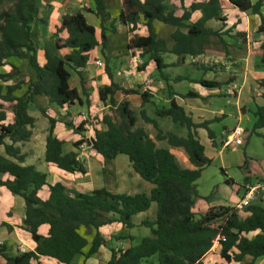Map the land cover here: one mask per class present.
<instances>
[{
  "label": "trees",
  "instance_id": "trees-1",
  "mask_svg": "<svg viewBox=\"0 0 264 264\" xmlns=\"http://www.w3.org/2000/svg\"><path fill=\"white\" fill-rule=\"evenodd\" d=\"M38 1L0 0V69L10 68L9 73L0 72V187L23 200L22 229L30 234L35 243L33 252L14 255H8L6 246L0 245V258L6 264H32L40 257L54 260L57 264H71L77 256H81L84 264L102 247L109 248L98 233L100 228L117 223L130 230L134 228V218L148 212L155 204L153 220L140 222L141 227L149 230V235L127 249H109L110 258L106 264H202V259L214 243L219 245V256L224 262L241 263L245 257H250L248 264L257 259L264 263V199L240 212L228 207L209 208L199 216L193 212L195 201L199 198L196 182L202 171L211 165L196 131L205 130L215 147V135L209 125L219 122V119L194 123L184 109L170 98L167 108L154 111L155 118L169 119L172 124L184 128L186 134L179 137L170 132L163 133L156 119L149 118L143 109L150 95L140 93L139 88L125 89L117 85L108 69L105 72L110 83L98 90L99 101L109 104L107 113L88 122L83 121L78 126L65 125L71 127L76 135H82L85 132L83 127L90 125L92 137L85 139L82 135L74 146L85 143L96 152L101 158L102 171L107 162L118 156L126 157L132 171L152 186L150 192L113 194L99 189L70 196L63 185H48L45 174L33 166L24 165L25 156L19 145L28 142L32 136L35 120L29 115V110L36 108L48 120L44 162L68 174H86V169L74 153L63 154V141L54 135L56 121L48 118L44 110L37 106L36 98L45 97L48 103L59 108L80 104L78 92L69 86V71L80 76V71L88 62L89 52L98 44L106 47L107 31L115 33L113 27L105 28L110 16L104 0H90L94 4L92 13L100 21L99 41L94 28L86 23L81 13L66 14L53 35V47L44 48V64L40 66L31 34V26L36 20L38 22L40 14ZM227 2L239 13L258 16L260 23L256 34L264 36V18L260 14L264 0L255 4H251L250 0ZM121 4L122 11L117 22L131 25L130 31L133 32L140 16L148 33L146 37L134 36L127 45L130 53L146 58L137 68L138 72H144L151 62L158 79L166 84L169 79L164 70L169 65L164 63V54H172L178 62H183L186 57L206 55L212 45L227 56L229 45L223 41V36L239 40L242 44L246 40L241 33L229 35L230 29L220 32L206 27L210 21L225 22L221 0L193 2L188 9H183L180 17L168 10L162 0H121ZM194 12H200L201 16L196 22H190ZM154 21L175 29L171 35L174 44L170 51L165 41L156 36L152 27ZM63 34L65 39L59 37ZM61 50H68L69 53L60 56L58 52ZM256 56L259 59L257 66L262 68L264 44L256 51ZM13 61L25 62L27 74ZM182 80L176 78L173 81ZM195 84L211 90L223 85L203 79ZM258 86L264 99V79ZM118 93L123 97L140 98L139 117L134 115L127 101L118 102L115 99ZM179 97L199 98L190 92ZM252 117L254 123L250 134L259 136L258 131L264 129V106H255ZM138 118L155 130V142H165L171 149H182L194 169L182 168L169 149L157 148L143 128H136ZM247 161L245 159L244 166ZM247 182L245 179L244 184ZM41 191L47 193L45 200L39 197ZM43 225L48 227L46 237L37 234V229ZM82 229L95 232L91 242L81 234ZM250 234H253L252 238H248Z\"/></svg>",
  "mask_w": 264,
  "mask_h": 264
},
{
  "label": "crops",
  "instance_id": "crops-1",
  "mask_svg": "<svg viewBox=\"0 0 264 264\" xmlns=\"http://www.w3.org/2000/svg\"><path fill=\"white\" fill-rule=\"evenodd\" d=\"M139 1L144 2L145 0ZM162 1L167 6L168 10H172L175 16L180 17L183 14V9H188L191 3L202 2L204 0ZM257 1L259 0H250L251 4H255ZM104 2L110 16V20L106 23L105 28L110 29L113 27L115 33L111 34L107 31L106 47L102 48L100 44H98L96 48L89 52L88 62L85 68L80 71V76L69 71V86L76 89L78 92L80 104L74 103L69 108H59L54 104L48 103V100L45 97L41 96L36 98L37 106L44 110L48 118L56 121L54 135L63 141V154L74 153L77 160L86 169V174H68L55 167L49 166L44 162L48 120L42 116L40 111L36 108H31L29 110V115L35 120L32 129V136L28 142L19 145L21 153L25 156L24 165L33 166L38 172L45 174L46 183L48 185L52 186L57 183L63 185L70 196L88 194L99 189H105L113 194H131L130 192L116 190L118 186H125L126 183L125 185L122 183L115 184L114 180H112L113 177L111 173L116 175L115 178L120 176V173H115L116 170L114 168L111 169V163L116 160L117 157L114 160L109 161L110 163L107 162L102 171L101 158L96 152L87 145L81 144L78 147L74 146L75 143L81 140L83 133L82 135H76L71 127L65 125L72 124L73 126H78L81 122L86 121V119L88 122L94 117H101L107 113L109 107L108 102L103 104L99 101L98 97L99 88L108 86L110 83L106 76V69L111 73L113 82L122 88H139L140 93L145 92L150 95L148 103L143 108L149 118L151 117L149 116L148 108L153 112L160 108H167L169 99L173 98L176 104L184 109L185 113L194 123L219 119V122L209 125V129L215 135V147L212 145L211 140L208 139L205 130L198 129L196 131L197 138L204 149L205 156L211 160L210 166L216 161L220 171L225 177H227L228 169L232 165H235L236 167L243 165L242 157L238 156V147L240 146L234 144L226 145V140L235 127H242L244 120L253 126L254 119L252 117V111L254 110V107L264 106V99L261 96L262 90L258 86V83L264 79V66L258 68L257 63L259 59L256 56V51L262 44H264V36L256 34L260 18L256 15L239 13L228 4L227 0H221L222 17L225 22L223 24L215 21L206 23V27L213 30L225 32L230 29L231 32L229 35L233 36L235 33H241L246 37L245 43L242 44L239 40L229 36H223V41L229 45V55L227 56L222 55L220 50L212 45L207 51V54L202 55L204 57L208 56V54L216 56L215 60L217 62L219 60L218 63L224 64L222 65L224 67L223 69L212 63L213 67L206 71V73L211 75L206 81L223 84L219 89L211 90L202 88L198 84L187 80L188 76L185 75H176L177 77L174 78L172 77V74H167V71L169 70L173 73L179 72V69H182L185 66L187 59L186 57L183 62H178L176 56L167 53L163 55V60L166 65H169V67L164 70V74L169 76H167L169 82L166 84L163 81H154V78H150V73L155 71L153 63L150 62L145 67L144 72H138L137 70V72L142 75L141 81L145 82V87L140 90L142 83H138V85L140 84V87L137 88L129 85L130 83L127 79L130 76L126 69L134 63L143 64L145 58H142L138 53H130L127 50V45L134 36L146 37L148 35L147 30L140 16L137 19L136 30L133 32L130 31L131 25H123L117 22L118 16L122 11L121 0H104ZM38 5L40 8V14L37 16L38 22L36 20L31 26V34L35 47L36 45L39 46L38 49L36 47V54L37 62L40 66L44 64V48L53 47V35L56 28L60 25L61 18L66 14L74 15L78 12L81 13L84 16L86 23L94 28L96 40L99 41L101 34L100 21L92 13L94 9L92 1L39 0ZM260 14L264 18V6L260 9ZM200 16V12L192 13L190 22H196ZM40 20H42L43 23H39ZM152 27L156 36L165 41L166 48L170 51L174 44L171 35L175 29L157 21L152 23ZM59 37L65 39L66 35H59ZM68 53V50H61L58 52L60 56H65ZM211 59L213 58L211 57ZM13 62L20 66L22 70L24 69L23 71H25V75L27 74L25 62ZM96 62H100L102 67L96 66ZM0 72L9 73L10 68L3 67L0 69ZM147 77H149L148 80ZM176 78L184 80L175 83L173 80ZM185 82L189 85L186 92L179 89L180 85ZM167 86L170 88V94L167 91ZM189 92L196 94L199 98L181 99L179 97L180 95H185ZM115 99L118 102L122 100L127 101L130 104V108L133 107L134 109H137L139 113L141 100L138 96L123 97L118 93L115 96ZM216 124L221 125V128L218 129ZM143 129L146 131L145 128ZM251 129L244 128L245 134L242 146L245 145V154L248 157L247 165L250 166L247 171L249 174L247 177L253 176L255 180L253 182L248 181L247 184L240 186L239 190H242V192L239 193V190H237L235 198L233 199H231L232 191L228 188L229 185L233 186V184L231 180L226 181L224 187L218 190L219 193L221 192V194H223V200L216 202V204L209 203L207 209L216 207L236 208L247 190L256 184H260L261 188L253 203H259L261 199H264V168L257 169V163L251 159L252 157L264 159V129L258 131L259 136L251 135ZM148 136L153 140L154 136L152 137L151 134H148ZM90 137H92V134ZM155 145L157 147L156 142ZM159 147L169 149V152L174 155L178 164L182 168L188 170L194 169L187 161L182 149L168 148L166 143ZM87 150H90V152L86 154ZM231 159H234L235 164L231 163ZM126 163L129 169L128 172L132 178V183L134 184H132V186L138 187L142 190V192H136L134 194H148L152 189V186L149 183L147 185L146 182L141 180L139 176L132 171L126 157L120 159V165L123 166V168ZM109 167L110 171L112 170L111 173L108 171ZM5 178L6 177H4V179ZM39 197L42 200H45L47 198L46 191H41ZM227 199L229 202H226ZM155 212L156 206L155 204H152L148 212L140 214L134 218V228L130 230L125 229L117 223L100 228L98 233L107 242L109 248L102 247L97 254L86 260L84 264H106L110 258L109 249H127L129 246L135 245L133 243L137 244L139 240L146 237V234L148 233L145 232L143 236L137 240L131 232L137 230L138 227L144 228L140 226V222L145 219L153 220ZM147 216H149L150 219ZM23 219V200L20 197L9 193L4 187H0V245L6 246L8 255H14L20 252L21 249H23V253L33 252L35 249V243L32 241L30 234L22 229ZM47 232L48 227L46 225L40 226L37 229V234L41 237H46ZM94 233V231L81 230V234L86 237L88 242H91ZM113 235H117L116 238H122L123 240L115 241L112 239ZM252 237L253 234L248 236V238ZM250 262V257H245L241 263L224 262L219 256V245L217 243H214L211 250L202 259V264H248ZM38 263L57 264L54 260L43 257H40L37 262H33L32 264ZM0 264H6L2 258H0ZM71 264H83V258L77 256ZM253 264L264 263L261 259H257Z\"/></svg>",
  "mask_w": 264,
  "mask_h": 264
},
{
  "label": "rangeland",
  "instance_id": "rangeland-1",
  "mask_svg": "<svg viewBox=\"0 0 264 264\" xmlns=\"http://www.w3.org/2000/svg\"><path fill=\"white\" fill-rule=\"evenodd\" d=\"M36 47H37V49L39 48L38 45H36ZM206 57H208L210 59L212 57L214 60L216 58V56H211V54H208V56H206ZM145 60H146V58H145ZM145 60H143V61H145ZM218 62H219V60H218ZM141 64L142 63H137V64L134 63V64H131V66H128V68L126 69L129 72L128 75L130 76L129 77L130 79L129 78L127 79L128 82L130 83L129 85L133 86L134 88H137V87H140V84L138 85V83H142L140 90L143 87H145L144 86L145 82L141 81L142 75H140L137 72V68L140 67ZM217 65L219 68L224 69V67L222 66L224 64L219 63ZM211 67H213L212 63L204 64L203 62H200V63L192 64L189 62L188 59H186L185 66L182 69H179V72L173 73L172 71L170 72V70H169V71H167V74H170V75L172 74V77H174V78L177 77L176 75H181V76L185 75V76H188L187 80L195 83L201 79L207 80L209 78V76H211V75L206 73V71H207V69H211ZM173 71H178V70H173ZM126 77H127V74H126ZM148 78L149 77H147V80H148ZM150 78H152V79L154 78L153 79L154 81L159 80L155 71L150 73ZM188 86L189 85L185 82V83H182L180 85L179 89L184 90V92H186ZM169 90H170V88H169ZM131 110L133 111V113L136 117H139V113H138L137 109H134L132 107ZM148 112H149V116L152 119H156L158 121V123H159L158 126L163 133L170 132V133L175 134L176 136L185 137L186 130L184 128H180L179 126L172 124L169 119H157V118H155L154 112L150 108H148ZM39 124H40V122H39ZM216 126L218 127V129L221 128V125H219V124H216ZM139 127L145 128L146 132L148 134H151L152 137L155 135V130L150 125L144 124L138 118V121L136 123V128H139ZM241 128L243 130H244V128H247L250 130L252 128V125H250V123H248L246 120H244ZM91 134H92L91 130L88 132H83L84 137L85 136L90 137ZM156 143H157L158 148H163V147H159V146L165 145V142H156ZM88 152H90V150H87L86 154ZM238 156L242 157L243 163L245 162V159L248 158L247 155L245 154V145L238 147ZM123 158H124L123 156H119L116 158V160L112 161V163H111V169L114 168L116 170V172L113 170L115 173H117V172L120 173V176L118 178H115L116 175L111 173L112 170L110 171V167L108 170L111 173V175L113 177L112 180H114L115 184L122 183L125 185V183H126L125 186H121V185L118 186L116 188V190L124 191V192H130L131 194H134L136 192H142V190L140 188L132 186V184H133L132 178L128 172L129 169L127 167V163L125 164L124 168H123V166L120 165V159H123ZM251 159L257 163L256 164V165H258V166H256L257 169L264 168V159H260L257 157H252ZM260 161H261V164H260ZM215 162L212 164V166L204 169V171L202 172V174L200 176V179L196 183V190H197V194H198L199 198L196 199V201H195V204L193 207V212L197 216L202 215L207 210L209 203H215L216 204V202L223 200V194H221V192L219 193L218 190L220 188L224 187L226 181L231 180V182L233 184V186H230V185L228 186V188L231 189V191H232L231 199H233V198H235L236 191L239 190L240 189L239 187L244 184L245 179H247V181H251V182H253L255 180L253 176L247 177L249 175L247 171L249 170V167H250L249 165H247L248 163L245 166H244V164L240 165V167H236L235 165H232L228 169V173L226 175L227 177H225V175H223V173L220 171V168L217 166L218 163L217 162L215 163ZM231 163L235 164L234 159H231ZM241 164H242V162H241ZM147 185H148V183H147ZM241 192H242V190L241 191L239 190V193H241ZM205 198H208V199L205 200ZM226 202H229V200L227 199ZM147 217L150 219L149 216H147ZM145 232L148 233V234H146V236H148L149 232L147 229L138 227L137 230H134V232L132 231L131 233H133L134 237L138 240L139 238H141L143 236V234ZM112 237H113L112 239H114L115 241H118V240H116L117 235H113ZM133 244H136V243H133Z\"/></svg>",
  "mask_w": 264,
  "mask_h": 264
},
{
  "label": "built area",
  "instance_id": "built-area-1",
  "mask_svg": "<svg viewBox=\"0 0 264 264\" xmlns=\"http://www.w3.org/2000/svg\"><path fill=\"white\" fill-rule=\"evenodd\" d=\"M190 63L196 64L203 62L204 64L207 63H213V64H219L216 60L210 59L208 57L204 56H196V57H187ZM96 66L102 67V64L100 62H96ZM87 121V119H86ZM84 131L88 132L91 130L90 125L86 124L84 127ZM244 130L241 127H235L233 131L228 135L226 140V145L234 144L236 146H242L243 145V137H244ZM85 139H89V137L85 136ZM85 145V143H83ZM261 186L260 184H256L255 186L249 188L247 192L245 193L243 199L240 201V203L237 205L236 208H234L237 211H241L243 208L249 206L250 204L255 201L257 197V193L260 190ZM23 253V249L20 251Z\"/></svg>",
  "mask_w": 264,
  "mask_h": 264
}]
</instances>
